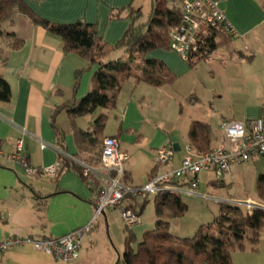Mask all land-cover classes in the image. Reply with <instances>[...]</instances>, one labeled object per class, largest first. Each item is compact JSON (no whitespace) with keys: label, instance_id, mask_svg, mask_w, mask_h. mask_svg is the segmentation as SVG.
Listing matches in <instances>:
<instances>
[{"label":"crops","instance_id":"0c3cea01","mask_svg":"<svg viewBox=\"0 0 264 264\" xmlns=\"http://www.w3.org/2000/svg\"><path fill=\"white\" fill-rule=\"evenodd\" d=\"M22 1L34 13L50 22L71 24L84 21L94 25L101 41L113 49L104 60L105 63L114 62L110 58L115 53L121 54L119 59L127 60V57L115 48L130 25L129 9H141L135 6L137 0ZM218 1L225 4L223 13L237 34L231 38L228 46L218 48L203 61L208 62L216 55L215 59L223 66V86L218 91L208 90L211 99L209 104L216 112L211 120L216 124L215 129L220 136L215 134L210 121H201L191 115L194 113V106L202 104L195 94L185 95L183 103L190 108L184 109L180 104L178 114L179 119L188 126V130L194 121L207 123L213 133L212 148L222 144L219 126L223 121L246 122L264 119V103L260 100L261 92L264 91V76L257 75V68L251 66L255 61L264 64V0ZM116 15L118 18H115ZM2 29L21 39L23 45L18 50L8 51L5 66H0V75L10 89L9 101L0 103V149L4 156L10 155L15 150L16 142L22 139L23 152L31 167L53 166L57 164V152L50 116L57 107L73 97L78 101L84 98L91 89L93 75L98 68L89 67V63L79 56L65 54L60 38L32 25L19 14L14 15L12 21L4 23ZM6 46V42L0 39V49ZM219 50H224L222 57L216 54ZM148 57L151 60L159 59L158 61L169 69L175 76L173 86L178 88H191L190 85L196 84L195 71L203 63L190 68L187 62L171 50H156L149 53L146 58ZM240 63L250 66L246 65L244 69L238 70ZM77 72L83 74L74 92ZM125 84L127 88L124 90L128 92L125 100L120 99L123 90L121 87L113 110L97 109L92 115L79 118L75 123L79 129L86 130L99 115L105 114L107 120L102 137H115L120 150L128 153L129 160L124 166L126 180L129 187H141L155 174L156 151L170 145V137L175 135L177 130L174 125L166 129L151 126L150 124H159V117L156 115V123H147L149 112L146 107L153 102L151 97L143 93L151 92L142 88L143 83H136L132 78L126 80ZM190 92H193L192 89ZM233 94L238 97L253 94V101L243 100V105L238 108L233 104ZM188 98L192 99L187 101ZM109 120L116 124L110 131L106 129ZM56 122L64 132L67 156L73 157L77 151L65 112L57 116ZM163 124L172 123L166 121ZM23 130L26 133L24 136L21 133ZM215 141L217 144L213 146ZM186 146L187 135L184 149ZM184 154L185 152L178 158L174 155L168 169L178 168ZM163 171L165 170L160 173ZM201 175L212 174H199L196 178L197 186ZM227 178L229 176L219 183L224 185ZM230 178L232 179V175ZM189 187H182L186 191L184 195L192 194L187 193ZM45 196H48V199L43 201ZM94 201L95 193L73 170L65 172L58 180L53 181L47 176L27 177L20 168L0 160V243L9 238L64 236L85 226L91 220ZM103 216L105 217V212ZM86 243L90 248V241ZM55 261L50 256L36 251L31 245L12 247L0 255V264H56Z\"/></svg>","mask_w":264,"mask_h":264},{"label":"trees","instance_id":"16d2710c","mask_svg":"<svg viewBox=\"0 0 264 264\" xmlns=\"http://www.w3.org/2000/svg\"><path fill=\"white\" fill-rule=\"evenodd\" d=\"M16 14L60 38L65 54L79 56L89 63V67L98 68L87 95L79 101L73 97L57 107L50 116L59 166L52 180L56 181L65 172L73 170L89 187L90 178L82 175V169L76 161L91 167L99 165L101 144L104 139L102 133L107 117L105 114L99 115L86 130L79 129L75 121L92 115L97 109L113 110L122 84L128 79L132 78L136 83L154 88L174 83L175 76L161 61L147 59L146 56L156 50H170L168 31L180 25L181 6L177 0H150V13L145 22H141V9L130 8L128 14L130 25L115 48L121 51L127 60L119 59L105 63L104 60L113 49L101 41L94 25L84 21L71 24L53 23L38 16L22 0H0V39L7 44L0 49L1 67L7 62L8 51L18 50L23 45L21 39L2 29V25L12 21ZM115 18H118V15ZM231 38L233 37L223 26L202 27L199 37L188 53L187 65L195 68L218 48L228 46ZM82 74L83 72H77L75 75L74 92ZM9 99V86L0 75V103H6ZM190 99L192 98L187 101ZM61 112L67 115L72 131L77 151L73 157L67 156L64 132L56 122ZM187 137L188 145L195 153L202 154L213 149L211 147L213 133L207 123L192 122ZM122 182L129 186L125 174ZM176 185L189 186L188 183ZM255 190L257 201L264 204V175L257 176ZM149 198H152L154 206V229L144 232L134 249L135 236L129 230V224L125 225L126 236L120 259L122 264H231V252L244 250L245 244L255 247L264 232V211L255 210L249 213L240 207L219 203L218 216L211 224L200 226L191 238H178L170 234V221L182 217L187 211V205L182 202L180 195L165 192L144 195L141 198L127 195L123 205L131 209L139 221ZM42 199L45 201L48 196Z\"/></svg>","mask_w":264,"mask_h":264},{"label":"built area","instance_id":"2783aa9c","mask_svg":"<svg viewBox=\"0 0 264 264\" xmlns=\"http://www.w3.org/2000/svg\"><path fill=\"white\" fill-rule=\"evenodd\" d=\"M181 6V23L168 31L170 50L175 52L185 62L188 53L200 35L202 27L216 28L223 26L226 32L235 37L237 34L227 21L218 0H177ZM219 130L222 134V144L209 152L195 153L188 145L178 168L168 167L172 164L175 153L170 145L156 151L154 158L155 174L141 187H129L123 184L124 166L129 160L128 153L121 151L114 137H105L101 145L99 165L91 167L82 162L76 164L82 169V175L89 177V188L95 193L93 216L83 227L58 237L44 238H9L0 243V255L9 248L31 245L36 251L50 256L56 261L70 264L78 261L81 243L96 220L107 208L117 209L126 224L138 222L131 209L123 205L125 196L141 198L144 195H155L160 192L169 194H184L186 191L176 183H189V188L197 187V176L203 172L212 174L217 182H222L231 175L235 165L248 164L264 159V119L240 121H223ZM24 136L25 131H21ZM0 160L20 168L27 177H55L59 166L31 167L23 152V141L19 139L12 154L4 156L0 149ZM168 169V170H167ZM161 170L163 173H160ZM191 193V191H187ZM217 204L226 203L231 206L252 212L264 211V204L251 201L217 200Z\"/></svg>","mask_w":264,"mask_h":264},{"label":"rangeland","instance_id":"374dc122","mask_svg":"<svg viewBox=\"0 0 264 264\" xmlns=\"http://www.w3.org/2000/svg\"><path fill=\"white\" fill-rule=\"evenodd\" d=\"M135 6L141 7V22H145L150 13V0H137ZM223 53L224 50H219L216 54H220V57H222ZM120 55V53H115L110 59L116 61L120 58ZM149 58L150 57H148V59ZM215 58H217L216 55L208 62H203L198 66L194 75L196 77V84L190 85L191 88L188 86L178 88L173 86V84L166 85L161 89L146 84L141 85L142 88L151 92V94H143L151 97L153 102V104L149 106H147V103L145 105L149 107H146L149 112L146 122L156 123L154 121L156 115V117H159V124H150L151 126L166 129V127L174 125L177 130L173 137L178 139L181 152L175 153V158H178L184 153L183 149L186 143L188 126L183 123L182 119H179L178 114L180 104L184 109L190 108L183 103L185 101L184 99H186L185 95L188 93L195 94L202 101L200 106H194V113H191V115L197 117L201 121H210V125L215 134H217L218 137L220 136V133L216 132V124L211 120V117L216 112L212 110L209 104L211 99L208 93L210 89H214L215 91L220 90L224 83V78L222 77L224 73L222 71L223 68H221L223 66H220ZM240 64L241 67L238 68L237 66L238 70L244 69L247 65L245 63ZM247 66H250V64ZM251 66L257 68V75L264 76V71H262V69H264V64H262V62L255 61ZM125 86L127 85L124 82L122 84L123 90L120 95L122 101L125 100V96L128 93L124 90L127 88ZM191 89L193 92H190ZM252 96L253 94L246 95L245 97H238L233 94L231 97L233 99V104L241 108L243 100L244 102H249L250 99V101H253ZM260 100L261 103H264V91L261 92ZM182 115L184 116V114ZM166 121L172 124H163ZM115 125L116 124L112 123V120H109L106 129L110 131L114 129ZM216 144L217 142L215 141L213 146ZM97 155H95L96 158L98 157ZM259 174L264 175V159L233 166L231 170L232 179L230 175L229 178L226 179L224 185L217 182L212 175H201L198 186L195 189L189 188L192 193L191 195L180 194L182 202L187 205V211L182 217L170 221V234L178 238H191L200 226L211 224L218 216L217 200L251 201L259 203L256 199L255 190V181ZM151 199L152 198H149L148 204L145 205L139 221L128 226L129 230H131L135 236V242L133 243L134 249H136L137 244L140 242L143 233L154 229L155 215ZM125 225L126 223L122 220L117 209L107 208L105 210V217L103 215L99 217L91 232L84 236L79 251L78 262L70 264H122L120 259L123 253L126 236ZM87 241H90V248L86 245ZM10 249L11 248L8 250ZM83 255L84 257H82ZM230 257L231 264H264V232H262L260 240L255 247L250 244H245L244 250H235L231 252ZM55 262L56 264H65L59 261Z\"/></svg>","mask_w":264,"mask_h":264},{"label":"water","instance_id":"95a60500","mask_svg":"<svg viewBox=\"0 0 264 264\" xmlns=\"http://www.w3.org/2000/svg\"><path fill=\"white\" fill-rule=\"evenodd\" d=\"M224 8H225V4L221 3L222 11L224 10ZM170 146H171V149L173 150L174 153L181 152V147H180L179 143L177 142V139L173 136L170 137Z\"/></svg>","mask_w":264,"mask_h":264},{"label":"flooded vegetation","instance_id":"af4514ba","mask_svg":"<svg viewBox=\"0 0 264 264\" xmlns=\"http://www.w3.org/2000/svg\"><path fill=\"white\" fill-rule=\"evenodd\" d=\"M224 201H226V200H224Z\"/></svg>","mask_w":264,"mask_h":264}]
</instances>
